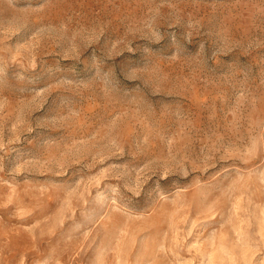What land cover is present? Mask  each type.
<instances>
[{
	"label": "rangeland",
	"instance_id": "1",
	"mask_svg": "<svg viewBox=\"0 0 264 264\" xmlns=\"http://www.w3.org/2000/svg\"><path fill=\"white\" fill-rule=\"evenodd\" d=\"M0 264H264V0H0Z\"/></svg>",
	"mask_w": 264,
	"mask_h": 264
}]
</instances>
